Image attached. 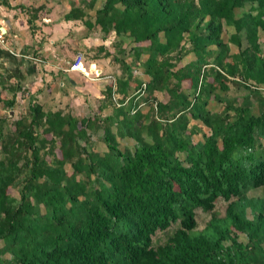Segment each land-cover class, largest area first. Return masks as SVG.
I'll return each instance as SVG.
<instances>
[{
	"label": "trees",
	"instance_id": "1",
	"mask_svg": "<svg viewBox=\"0 0 264 264\" xmlns=\"http://www.w3.org/2000/svg\"><path fill=\"white\" fill-rule=\"evenodd\" d=\"M102 1L64 18L117 38L103 124L34 102L0 119V264H264V199L245 196L264 188V0ZM196 209L210 213L201 231Z\"/></svg>",
	"mask_w": 264,
	"mask_h": 264
},
{
	"label": "rangeland",
	"instance_id": "2",
	"mask_svg": "<svg viewBox=\"0 0 264 264\" xmlns=\"http://www.w3.org/2000/svg\"><path fill=\"white\" fill-rule=\"evenodd\" d=\"M9 1H13L15 6L11 8L10 6H7L6 4ZM89 1L90 0H0V19L3 27H6V19H8L10 11L14 9L18 10V14L26 17L27 20L28 18H31L32 22L28 26L31 33L32 31L36 34L38 32H42V34L39 35L41 38L44 35V37H48L53 40L57 39V35L60 34L59 40H61L60 43L62 44L60 45L59 61L63 66V69H69V66L73 62L76 55H83L82 70L78 72L80 78H76L80 82L73 85V89L71 90L69 87H66L69 79H72L67 75L66 78H62L64 85L60 83L57 95L52 98L54 99L53 101L47 100V98L49 99L47 94H41V97H39V99L41 98V101H39L40 103L42 101L52 102V104H46L44 102L45 104L42 105L43 110L46 112H53L56 109H60L61 111H65V113L74 115L79 120L83 117H92L100 120L98 123L101 124L103 118L111 113L112 107L108 105L102 110V112H100L98 108H100L102 106V102H104L107 87L109 85L114 87L115 79L122 74L121 64L116 62L113 58L117 56V48L114 46L117 38L113 33L109 34L105 38L97 27L87 29L83 25L82 20L66 21L64 18V16L70 11L71 7H80L83 9V13L85 15L84 20L87 21L89 19H93L95 10L102 6L103 1L95 0V2H93V6ZM44 17L48 18L47 21L42 20ZM2 19L4 20L2 21ZM44 25L48 26V29H44ZM78 42L82 44L81 47H84V49L77 46ZM9 43L10 38L8 36L5 37V35H0V49H7L9 47L13 50L14 48ZM129 48L130 47L126 43V52L123 55L118 56L128 63L131 61V54L128 52ZM14 53L16 54L17 52ZM95 60H99L97 64H95ZM190 61H192V58L189 54L183 59L182 63H188ZM68 62H70L69 65H67ZM3 63L4 64L0 63V80H2L0 82V94L2 93L3 97L5 95L6 98L11 100L12 94L10 93L11 91L9 88L11 87L13 88L14 96L15 93H19L20 100L24 99V102L16 101V105L11 109L4 106L3 109H1L0 107V118L6 119L7 125L11 126L20 117H26L28 115V103H37L38 98L29 96L27 88L21 89L23 85L20 89H18L16 86L19 84L14 79L9 81L8 79L10 78L8 77L10 76L5 73L4 68H10V65L6 62ZM133 72L135 75L141 76L140 70H134L133 68ZM4 78L7 81H3ZM58 79L59 78L56 80ZM141 79H144V77H141ZM52 83L50 82L51 85ZM2 86L6 87L5 90L8 91L4 92ZM244 93L245 91L243 89L230 85V90L228 92L229 96L239 97ZM141 95L144 96L143 94ZM156 95L159 100L163 98L162 94ZM119 99L120 96L118 94H114L113 100L117 102ZM211 105L214 110L221 109L217 103H213ZM0 106H2V104H0ZM140 106L147 107L144 104H140ZM198 125L200 124L198 123ZM203 130H205V128H203ZM101 135L102 132L100 129L95 132H90V142L93 144L92 146H94V150L97 152L105 150V146L100 138ZM195 138H199V136L197 135ZM129 144H131V142H128V145ZM261 144L264 147V140L261 141ZM180 157L182 158L183 156L180 155ZM11 192L16 198L19 197L18 188L12 189ZM245 196L248 198L255 197L264 199V188L248 190L245 193ZM226 206L227 203L222 199L219 198L216 201L214 212H216L218 217H224ZM195 213L197 222L196 231H201L209 221L210 213H205L200 209H196ZM247 217L251 218L249 211H247ZM176 228L177 225L172 224L165 232L157 231L153 236V246L156 247L163 244L167 237L170 236ZM238 240L242 243H246L247 241L244 235L239 236ZM4 258L8 259L9 256L5 255Z\"/></svg>",
	"mask_w": 264,
	"mask_h": 264
},
{
	"label": "crops",
	"instance_id": "3",
	"mask_svg": "<svg viewBox=\"0 0 264 264\" xmlns=\"http://www.w3.org/2000/svg\"><path fill=\"white\" fill-rule=\"evenodd\" d=\"M6 5L10 6L11 8L15 6V3L13 1H9ZM17 11L18 10L14 9L10 11L8 15L9 17L6 19V27H3L0 19V29L3 28L5 30V37L8 36L10 38L9 44H11V46L14 48L13 50L9 47L7 49H0V63L4 64L3 62H6L10 65V68H4L5 73L7 75L9 74L10 77L8 78L10 79L7 78L9 81L13 79L17 81L19 85L16 87L18 89H20V87L23 85L21 89L27 88V93L29 96L38 98L37 103L40 105L45 103L52 104L50 101H42L40 103L41 98L39 99V97H41V94H47L49 97L47 100L53 101L54 99L52 98L57 95L60 88V83L64 85L62 78H66L67 75L72 78L69 79L68 85L66 86L72 90L73 85H75L77 82H80L78 79H76L78 77L80 78V75L77 71L63 69V66L59 61L60 45L62 44L60 43L61 40H59L60 34L57 35V39L53 40L48 37H44V35L41 38L39 35H41L42 32H38L36 34L32 31L31 33L26 17L18 14ZM47 19V17H44L42 20L47 21ZM3 20L4 19H2V21ZM44 29H48V26L44 25ZM81 45L82 44L78 42L77 46L81 47ZM81 49H84V47H81ZM3 52L9 53L10 57L6 56V54ZM14 52L17 53L15 54ZM98 61L99 60H95V64H97ZM69 64L70 62H68L67 65ZM11 76L15 77L12 78ZM57 78H59V81L56 80ZM50 82L54 83L51 85ZM9 88L11 89V87ZM3 91L6 92L8 90ZM10 93L13 96V93ZM15 96L16 101L24 102V99L20 100L19 93H16ZM0 97L2 99L9 100L5 97V95L3 97L2 93ZM0 107L3 109V104ZM57 110L60 109H56L54 111ZM62 112L65 113V111Z\"/></svg>",
	"mask_w": 264,
	"mask_h": 264
},
{
	"label": "built area",
	"instance_id": "4",
	"mask_svg": "<svg viewBox=\"0 0 264 264\" xmlns=\"http://www.w3.org/2000/svg\"><path fill=\"white\" fill-rule=\"evenodd\" d=\"M0 35L4 36L5 33H2L0 31ZM82 64H83V55L82 54H78L75 56L73 62L70 64L69 66V71H77L80 72L82 70Z\"/></svg>",
	"mask_w": 264,
	"mask_h": 264
},
{
	"label": "water",
	"instance_id": "5",
	"mask_svg": "<svg viewBox=\"0 0 264 264\" xmlns=\"http://www.w3.org/2000/svg\"><path fill=\"white\" fill-rule=\"evenodd\" d=\"M0 31H1L2 33H5V30H4L3 28H1Z\"/></svg>",
	"mask_w": 264,
	"mask_h": 264
}]
</instances>
